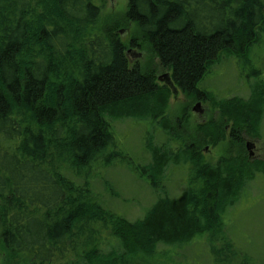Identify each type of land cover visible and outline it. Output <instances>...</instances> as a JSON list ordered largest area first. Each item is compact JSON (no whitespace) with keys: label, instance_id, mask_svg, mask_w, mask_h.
Wrapping results in <instances>:
<instances>
[{"label":"trees","instance_id":"16d2710c","mask_svg":"<svg viewBox=\"0 0 264 264\" xmlns=\"http://www.w3.org/2000/svg\"><path fill=\"white\" fill-rule=\"evenodd\" d=\"M103 6L104 0H0V238L6 259L137 264L171 257L203 232L221 228L246 187L264 179L263 162L222 158L215 166L200 165L193 147L168 152V142L159 148L147 143L151 162L140 171L149 170L153 192L164 169L182 164H195L196 192L157 196L133 223L73 195L60 170L47 165L50 141L69 169L107 167L120 158L115 122H151L167 132L168 89L156 80L167 74L191 100L207 101L198 86L209 70L222 56L245 57L264 35V0H127V43L114 30L90 33ZM133 48L165 73L155 79L152 68L137 62L142 53L130 64ZM218 108L234 122L238 131L230 140L239 143L240 131H254L263 117L264 86L253 88L246 103L224 101ZM93 222L110 232L101 247L106 251L96 244L73 255L74 233ZM215 259L211 264H234L217 253ZM235 264L259 263L246 253Z\"/></svg>","mask_w":264,"mask_h":264},{"label":"rangeland","instance_id":"374dc122","mask_svg":"<svg viewBox=\"0 0 264 264\" xmlns=\"http://www.w3.org/2000/svg\"><path fill=\"white\" fill-rule=\"evenodd\" d=\"M126 11L127 0H104L103 12L98 23L89 27L90 33L114 30L127 43L132 28L125 21ZM32 13L35 16L40 13L37 2L32 7ZM133 49L136 54L142 53L143 57L138 60L128 56L130 64L133 65L138 60L140 64L152 68L155 79L165 73L166 70H162L147 52ZM156 82L158 88L168 89L164 109L168 121L167 132L160 130V124L153 126L151 122H143L144 126L130 119L115 122L113 125L118 145L116 153H122V157L118 154L120 158H114L107 167L97 163L85 170L69 169L65 160L53 149V141H50L47 165L60 170L58 173L64 178L66 185H72L73 195L78 194L83 202L100 205L107 212L119 215L129 223L140 220L157 196L165 194L177 199L186 190L196 192L198 188L195 164H182L175 168L169 165L160 177L164 181L158 187V192L154 193L146 176L149 170L145 173L140 171L141 168L150 166L151 155L147 149L151 145L159 148L168 142L172 147L167 149L168 152H174L179 147H193L191 152L198 157L200 165L215 166L222 158L232 162L246 158L249 162L264 163V114L254 131L242 129L239 143H233L230 140L231 133H237L238 129L234 128V122L218 108V103L224 101L246 103L253 88L264 86V35L258 43L251 46L245 57L222 56L209 70L198 86L209 95L207 101L191 100L178 89L171 90L163 82ZM198 103L200 108L194 113L193 108ZM156 120H160V117ZM218 128L222 133L219 134ZM51 137L54 139V135ZM247 142L254 145L250 158ZM147 143L149 146H146ZM225 218L221 228L203 232L193 243L177 250L175 255L153 256L152 259H143L137 264H211L216 260L215 253L222 260L227 258L234 264L246 253L255 262H264L263 178L258 177L246 187L245 196L240 198L236 207ZM105 228L100 222H93L76 231L72 239L75 246L73 255L85 253L96 244L106 251L101 248L104 246L103 242L110 237V232ZM226 242L230 245H226ZM163 250L158 249L159 252ZM0 264L26 263L20 259H6L0 238Z\"/></svg>","mask_w":264,"mask_h":264},{"label":"water","instance_id":"95a60500","mask_svg":"<svg viewBox=\"0 0 264 264\" xmlns=\"http://www.w3.org/2000/svg\"><path fill=\"white\" fill-rule=\"evenodd\" d=\"M127 55L128 56H131L132 58H134V59H139V58H141V54H136L135 53V51H133V50H129L128 52H127ZM159 81L160 82H166L167 84H168V86H169V88L171 89V90H174V89H176L175 88V86L172 84V82L170 81V78H169V76L167 75V74H165V75H163L162 77H160L159 78ZM173 92V91H172ZM199 108H200V103H198V104H196L195 105V107L193 108V112L195 113V112H198V110H199ZM246 148H247V150L249 151V158L252 156V149H254V145L252 144V143H250V142H247L246 143Z\"/></svg>","mask_w":264,"mask_h":264}]
</instances>
